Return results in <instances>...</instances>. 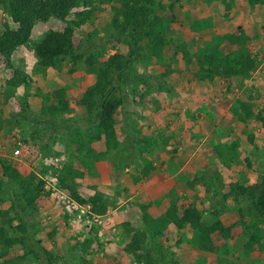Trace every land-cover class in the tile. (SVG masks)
<instances>
[{
    "label": "rangeland",
    "instance_id": "1",
    "mask_svg": "<svg viewBox=\"0 0 264 264\" xmlns=\"http://www.w3.org/2000/svg\"><path fill=\"white\" fill-rule=\"evenodd\" d=\"M155 1L166 45L160 60L135 67L143 81H130L124 88V105L115 114V148L89 142L97 117L87 114L80 98L94 84L95 70L82 64L73 68L64 60L57 69L41 71L32 49L48 31H62L68 22L84 18L82 14L87 20L77 30L79 37L87 40L93 33L85 48L105 45L111 36L108 0L80 4L65 21L35 22L30 42L12 53V68L0 67V160L43 182L36 209L25 207L0 166V210L9 213L12 227H24L19 232L0 221L6 236L16 240L7 249L13 264H139L125 247L131 229L145 227L143 205L154 217L163 216L171 205L193 206L206 223L220 220L236 230L235 236L214 235L211 250L205 251L190 229L168 226L157 247L165 245L176 264H264V219L254 217L244 197L235 198L229 188L264 179V73L258 40L264 4ZM7 21L0 7V29ZM238 28L248 36L253 68L243 77L202 81L199 61L210 53L217 59L229 54L223 39ZM115 51L109 47L107 54ZM15 69L27 82L11 88L8 81ZM57 89L65 90L70 112L55 118L43 112V99ZM193 180L197 182L191 188ZM67 187L84 190L80 194L85 197L92 188L117 196L118 205L95 214L90 203H79ZM68 201L81 208L68 212ZM86 240L99 249L84 251ZM156 243L145 241L152 256Z\"/></svg>",
    "mask_w": 264,
    "mask_h": 264
},
{
    "label": "trees",
    "instance_id": "2",
    "mask_svg": "<svg viewBox=\"0 0 264 264\" xmlns=\"http://www.w3.org/2000/svg\"><path fill=\"white\" fill-rule=\"evenodd\" d=\"M110 2L111 36L105 45L95 44L85 48L92 34L79 37L77 30L87 20L85 16L78 22H68L62 31H48L43 39L33 44L35 64L41 71L49 68L57 69L64 60H69L73 68L84 65L88 69L95 70L94 84L85 90L80 98V104L85 108L89 116L97 117L96 131L89 137V142L102 143L107 150L119 146V134L115 129V114L125 102L124 88L129 82H142L141 76L134 73L135 67L144 63H152L160 60L166 45L164 38L163 18L156 11L155 0H108ZM91 0H0V7L7 15L8 21L2 24L0 29V67L12 68L10 57L19 47L27 46L35 22H46L50 18L65 21L70 12L80 4L88 5ZM251 5L264 4V0H246ZM10 23V24H9ZM248 36L243 29L224 37L223 43L231 49V52L222 59H217L215 54L203 56L200 62L203 71L202 81H211L215 77L230 80L233 77H243L253 68V61L246 51ZM113 47L116 51L107 54V49ZM86 50L88 53H86ZM206 65L207 67H204ZM14 76L8 81L11 88H16L27 82V76L14 70ZM26 109V107H24ZM43 112L50 113L53 117L70 112L69 103L65 97L64 89L49 92L43 99ZM91 118V117H90ZM264 129V118H261ZM79 140V139H78ZM75 143L76 146H84L85 140ZM2 176L6 177L19 194L17 201L25 207L36 209L35 202L42 195L43 182L34 174L23 176L14 163L0 160ZM148 170V169H146ZM144 174H147L146 171ZM196 180L190 183L193 188ZM230 192L235 198L244 197L249 204L254 217L264 219V179L250 186H229ZM69 189L72 197L79 203H90L95 214H106L116 208L117 196H109L104 192L87 189V196L80 193L84 190L74 191ZM15 193V192H14ZM3 202L2 182L0 180V204ZM16 203V201H15ZM143 230H132V238L125 247L139 264H176L172 254L161 244L163 231L168 226L177 230L190 229L196 235L197 245L200 250H211L214 235L235 236L234 227H228L220 220L206 223L201 212L193 207L178 209L171 205L163 216H155L147 212L146 206H141ZM0 221L7 228L24 232L23 225L12 227V218L7 211L0 210ZM129 226V225H128ZM154 242L151 253L146 249L145 241ZM167 243V238H164ZM0 242L4 248L0 252V264H13L9 249L15 239L8 238L4 227H0ZM91 240L82 243V249L87 252H96L99 245L92 246Z\"/></svg>",
    "mask_w": 264,
    "mask_h": 264
},
{
    "label": "built area",
    "instance_id": "3",
    "mask_svg": "<svg viewBox=\"0 0 264 264\" xmlns=\"http://www.w3.org/2000/svg\"><path fill=\"white\" fill-rule=\"evenodd\" d=\"M259 46L262 50V57H260V70L264 73V22L260 25L258 32ZM68 212L72 213L79 210L81 207L75 201H68Z\"/></svg>",
    "mask_w": 264,
    "mask_h": 264
}]
</instances>
